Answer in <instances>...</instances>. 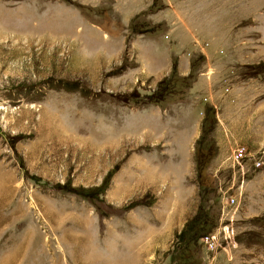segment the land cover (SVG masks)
<instances>
[{
	"label": "rangeland",
	"instance_id": "rangeland-1",
	"mask_svg": "<svg viewBox=\"0 0 264 264\" xmlns=\"http://www.w3.org/2000/svg\"><path fill=\"white\" fill-rule=\"evenodd\" d=\"M139 1L0 0V264H264V0Z\"/></svg>",
	"mask_w": 264,
	"mask_h": 264
},
{
	"label": "crops",
	"instance_id": "crops-1",
	"mask_svg": "<svg viewBox=\"0 0 264 264\" xmlns=\"http://www.w3.org/2000/svg\"><path fill=\"white\" fill-rule=\"evenodd\" d=\"M124 2H125L124 3V7L121 6V8L118 9V11L115 14H117L119 12L121 15H123V14H125L127 12V10L125 11L127 6H129V7L132 6V7L136 8V6H138L140 4L139 0H124ZM125 5H126V8H125ZM135 10H139V9H135ZM135 10H134V12L131 11V14L130 13L127 14L126 23L130 21V19L132 18V15L136 14ZM119 23H121V22H119ZM123 37H124V35L116 36L117 39H123ZM117 39H113V37L111 38V41H110L111 43H109V44H110V46L112 48L120 45V41H118ZM139 46L142 47L143 55H145V57H147V59L145 61L147 62V66L146 67H147L148 70L157 69L161 64H163V63L160 64L161 60L164 63H166V61H168L167 58L165 57L168 52L164 48L159 47L155 40H149V39L148 40H143L142 44H139ZM167 46L169 47L168 44H167ZM174 50L176 52H173L172 54H170V58L174 57L176 62L183 63V61L186 60V57L184 55V50H183L182 46L175 44ZM192 110L191 109L188 110L186 108V118H187V115L190 114L189 116H190V119H191L189 121V123H190L189 130H185V132L187 134L184 132L185 135H187V137L185 138L186 142H187V140H190V135H191L192 130H193V127H192V114H193V111ZM189 111H190V113H189ZM195 121L196 120H194V122ZM185 156L187 157V154H185Z\"/></svg>",
	"mask_w": 264,
	"mask_h": 264
},
{
	"label": "built area",
	"instance_id": "built-area-1",
	"mask_svg": "<svg viewBox=\"0 0 264 264\" xmlns=\"http://www.w3.org/2000/svg\"><path fill=\"white\" fill-rule=\"evenodd\" d=\"M231 155L233 157V160L234 161L236 160V162L241 158L240 150H238V151L236 149L231 150ZM200 239L203 240L204 242H206L209 247L212 248L214 246V241L210 235L205 234V235L201 236Z\"/></svg>",
	"mask_w": 264,
	"mask_h": 264
},
{
	"label": "bare ground",
	"instance_id": "bare-ground-1",
	"mask_svg": "<svg viewBox=\"0 0 264 264\" xmlns=\"http://www.w3.org/2000/svg\"><path fill=\"white\" fill-rule=\"evenodd\" d=\"M86 131V130H85ZM86 132H88V131H86ZM87 134V133H86ZM51 145V144H50Z\"/></svg>",
	"mask_w": 264,
	"mask_h": 264
}]
</instances>
